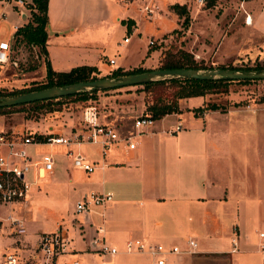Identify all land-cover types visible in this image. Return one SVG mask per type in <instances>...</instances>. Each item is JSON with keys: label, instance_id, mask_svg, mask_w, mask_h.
Listing matches in <instances>:
<instances>
[{"label": "crops", "instance_id": "1", "mask_svg": "<svg viewBox=\"0 0 264 264\" xmlns=\"http://www.w3.org/2000/svg\"><path fill=\"white\" fill-rule=\"evenodd\" d=\"M137 1L48 0L46 48L51 67L59 71L95 65L106 74L118 67L152 66L155 61L145 64L143 50L141 57L134 58V35L144 27L161 33L163 18L158 13L148 19ZM239 4L240 31L221 34L222 38H229L233 51L231 34L249 33L257 42L249 49L264 55V0H240ZM26 17L20 7L0 1V24L10 21V32ZM194 21L193 17L188 24L189 35L196 33ZM196 52L202 54L199 49ZM225 56L229 55L221 58ZM110 58L115 62L110 63ZM207 102L206 94L179 98V110L154 118L151 126L132 136L133 148L124 141L113 143L106 153L100 143L91 141L50 149L29 147L36 158L47 150L53 152V170L41 178L50 187H32L26 202L0 203V264H6L9 252L16 254L17 264H33L40 236L57 231L68 240L60 262L78 258L82 264L98 260V264H154L147 253L125 250L129 239H139L183 251L168 255L164 264H264V102L251 109H212L205 107ZM98 114L100 122L113 125L121 135L135 132L134 122L123 131L113 120L102 119L99 110ZM62 118L55 115L44 130L31 119L14 129L64 135L79 130V118L69 123ZM177 122L182 129L169 132ZM68 148L94 161L95 169L87 172L74 167ZM90 192L111 193L112 200L92 206L87 214L76 213V202ZM70 194L77 195L71 212L66 203ZM13 218L22 221V233L11 225ZM67 227L74 229V236ZM97 235L118 253L97 255L92 245ZM188 239L196 242L195 253L184 252L189 249Z\"/></svg>", "mask_w": 264, "mask_h": 264}, {"label": "rangeland", "instance_id": "2", "mask_svg": "<svg viewBox=\"0 0 264 264\" xmlns=\"http://www.w3.org/2000/svg\"><path fill=\"white\" fill-rule=\"evenodd\" d=\"M25 1L28 3L26 4ZM129 1L131 0H128V2ZM147 1L148 0L137 1V7L138 5L142 7ZM30 2V0H24V4L20 7L21 10L27 13V17H30ZM180 2L179 0H155L154 4L157 5L158 9L157 14L159 13L161 18H163V22L160 25L163 31L156 34L149 31L150 27L147 29L144 27L141 33L134 35L136 37L134 41L136 47L134 50V58L138 59V57L143 55V51H145V64H150L155 61L152 66H145V68L151 69L160 67L165 54L168 52H176L178 48H184L193 54L195 60H197L201 66H204L199 69L201 71L217 68L220 67V65L238 66L241 68L236 70L246 72L264 69H243L245 66L264 65V55L260 53V50L252 52L253 48L249 49L250 46L253 47L257 43L255 42L256 39H254L251 34L247 33L245 35L243 32L239 35H236L235 32L231 34V38L235 41L233 43V51L232 43L229 38H222L221 34H230L232 31H237L240 27L238 24L239 16L242 11V7H240L241 5L239 4L240 0H213V3L212 0H206L202 5L197 4L193 0L190 1L186 5L189 14V25L194 17L195 26L197 27L196 30H193L196 33L192 35L186 32L188 27L186 28L181 25L183 16H179L176 13L178 15H176V17L168 9L169 3ZM169 6L172 9V4H169ZM14 7L17 6L14 5ZM175 22H177L178 25L175 26ZM8 23L11 24L10 21H8ZM8 23L3 22L0 24V30L4 32L5 38L10 36V27ZM204 27L206 28L204 29ZM150 39L153 40L152 44L149 43ZM241 39H243L244 43H242ZM15 42V38H11L12 50L10 61L5 63L4 67L0 66V91L2 92L25 87H36L45 83L47 80L44 54L41 49L38 46L28 45L24 42ZM240 43H242L241 46ZM196 49L201 50L203 55L197 53ZM149 50H153L154 52L148 53ZM158 51L159 53L161 52L160 55H158ZM222 54L229 56L221 58ZM111 71L112 70H109L107 73ZM98 75L104 74L99 71ZM146 88L147 87L144 88L142 84L110 89L101 88L94 92H87L88 95L86 93L84 96L87 95V97L84 98H82L83 95H73L58 100L53 99L50 103H46L39 107H35L34 105H23L20 107L7 108L0 114V131H11L18 126V123L23 122L25 119L38 121L36 122V124L39 125L38 129L44 130L47 124L53 121L55 115L64 116L61 121L63 123L64 121L69 123L73 120H78L81 110L89 104H94L97 107L102 119H111L118 127L126 131L132 128V123L137 116L142 113L150 114L151 112L147 109V106L152 102L155 90H148ZM173 90L174 87L168 85L159 86L156 89V91L163 94ZM206 95L208 96L209 102L221 104L219 107L220 109L234 107L255 108L257 105L264 102V79H250L249 81L233 80L227 85L226 90L208 92ZM100 96H103L102 99ZM79 120L81 124L83 122L81 117ZM28 124L32 125L33 122L29 121ZM47 147L49 146H38L39 149H46ZM28 177L33 178L32 174H29ZM36 186L42 189H48V187H50L46 179H38L37 182L32 185V187ZM48 195H50L49 192ZM76 197V194L67 196L68 200L66 203L70 212L73 210ZM43 205L45 210L48 209V204ZM65 224H68V222ZM67 228L70 230V227ZM73 228H75V225H73ZM69 234L74 236V229L70 230ZM96 254L100 256V254ZM99 261L100 260H98V263ZM83 264H86V261H84Z\"/></svg>", "mask_w": 264, "mask_h": 264}, {"label": "built area", "instance_id": "3", "mask_svg": "<svg viewBox=\"0 0 264 264\" xmlns=\"http://www.w3.org/2000/svg\"><path fill=\"white\" fill-rule=\"evenodd\" d=\"M3 3L21 7L24 0H0ZM127 3L128 0H119ZM181 1V2H180ZM192 0H179V4H188ZM197 4H204L206 0H193ZM148 19H153L157 14V5L154 0H148L141 8ZM5 15L1 14V17ZM247 20V18H246ZM19 26V25H18ZM14 25L10 36L5 38L0 34V66L10 61L12 44L11 38H15ZM128 40V36L125 37ZM153 42L152 39L149 41ZM110 63L115 62L114 58L109 59ZM82 123L78 131L70 135L60 132H45L14 129L11 131H0V203L26 202L29 199L32 185L38 179L43 178L47 173L52 172L54 156L52 151L42 152L40 158L33 157L29 147L31 145H47L49 149L56 145L69 146L72 143L80 144L86 141L98 142L102 146V152L106 153L108 148L117 141H124L129 148H133L135 142L131 140L135 133H141L145 128L154 123V118L148 114H140L134 120L135 132L121 135L113 125L102 123L98 117V109L94 104L85 106L81 111ZM182 129L181 122H177L169 132H177ZM67 153L72 156L73 166L87 172L95 169V163L80 152H73L68 148ZM32 174L33 178L28 175ZM112 200L111 193L90 192L78 200L75 204V211L78 214H87L92 206H102ZM11 225L15 226L19 233L24 231L21 220L11 219ZM263 236V233H261ZM188 253L196 252V242L193 239L187 240ZM94 250L101 255H115L118 249L106 243L103 236H94L92 239ZM68 240L61 231L43 233L40 236L36 247V255L33 264H82L78 258H72L60 262L59 257L66 252ZM262 249H264L262 245ZM127 252L147 253L153 258L154 264H164L168 255L182 253L178 246L166 247L163 244H145L139 239H129L125 244ZM264 260V255L262 256ZM18 259L15 253L6 254V264H17Z\"/></svg>", "mask_w": 264, "mask_h": 264}, {"label": "trees", "instance_id": "4", "mask_svg": "<svg viewBox=\"0 0 264 264\" xmlns=\"http://www.w3.org/2000/svg\"><path fill=\"white\" fill-rule=\"evenodd\" d=\"M30 17H27L25 21L20 24L15 30V43L24 42L25 44L38 46L44 54V63L46 68V76L47 80L45 83L32 87V88H19L11 91H0V97L7 95L19 94L22 92L40 89L43 87H48L52 85L62 86L67 83H71L78 80L97 78L101 76H110V77H119L126 74H132L137 72H142L147 70L143 66H136L130 69H122L120 67L113 69L110 73H106L104 75H98L99 70L95 65H87L81 64L76 65L70 68L69 70H54L51 67V64L48 60V53L46 48V39H47V23H48V15H47V7L48 0H30ZM27 4L28 2L25 1ZM213 3V0H212ZM172 9L179 15L183 16V21L181 25L183 27H188L189 24V14L186 8V5L173 3ZM130 23V22H129ZM170 53V54H168ZM165 54L164 59L162 60L160 67H194L200 69L204 66H201L197 60H195L193 54L184 49L178 48L176 52H168ZM220 67L229 68V69H240L241 67L234 65H220ZM264 68V65H255V66H245L244 70H257ZM250 79H238V81H249ZM233 80L228 79L225 76H219L210 79H200V78H192V77H183V76H167L160 77L157 79L149 80L142 85L147 87L148 90H155V94L151 103L148 104L147 109H149L150 115L153 118H160L164 114L179 110L178 108V99L181 97H189L195 95H204L208 92H216V91H224L227 89V85ZM173 86L174 90L169 93H161L156 91L159 86ZM100 88H90L79 90L75 93L68 94L61 97L49 98L44 100H35L26 103H20L10 106H0V114L7 108H13L17 106L23 105H34L35 107H39L46 103H50L53 99H60L63 97H69L73 95H83L82 98L87 97L89 92L97 91ZM104 89V88H102ZM88 92V93H87ZM87 93L86 96H84ZM264 101V100H263ZM221 104H217L215 102H207V108H219ZM52 109V108H51ZM200 109V108H198ZM197 109V110H198ZM145 114V113H143Z\"/></svg>", "mask_w": 264, "mask_h": 264}, {"label": "water", "instance_id": "5", "mask_svg": "<svg viewBox=\"0 0 264 264\" xmlns=\"http://www.w3.org/2000/svg\"><path fill=\"white\" fill-rule=\"evenodd\" d=\"M167 76H183L200 79H210L219 76H225L231 80L264 79V69L246 72L224 67H217L204 71L194 67H156L142 72L126 74L119 77L101 76L97 78L74 81L62 86L52 85L15 95L2 96L0 97V106H10L35 100L61 97L83 89H110L127 85L142 84L149 80Z\"/></svg>", "mask_w": 264, "mask_h": 264}]
</instances>
